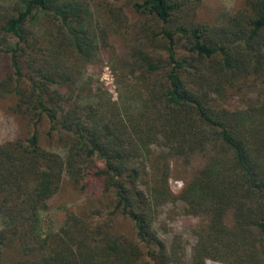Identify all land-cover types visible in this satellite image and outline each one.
I'll return each instance as SVG.
<instances>
[{
	"label": "trees",
	"instance_id": "trees-1",
	"mask_svg": "<svg viewBox=\"0 0 264 264\" xmlns=\"http://www.w3.org/2000/svg\"><path fill=\"white\" fill-rule=\"evenodd\" d=\"M125 2L137 46L114 101L83 80L109 35L77 0L0 8V98L15 96L12 113L29 122L0 143V264H183L181 238L167 245L153 228L174 202L203 219L190 264H264V0L215 26L198 20L201 0ZM109 13L120 27L123 10ZM256 86L244 106H227ZM195 154L209 156L174 194L171 161ZM65 177L85 208L46 230ZM117 216L133 237L113 230Z\"/></svg>",
	"mask_w": 264,
	"mask_h": 264
},
{
	"label": "rangeland",
	"instance_id": "rangeland-1",
	"mask_svg": "<svg viewBox=\"0 0 264 264\" xmlns=\"http://www.w3.org/2000/svg\"><path fill=\"white\" fill-rule=\"evenodd\" d=\"M84 6L90 23L93 28L99 32H108V50L103 52L102 58L94 60L93 65L89 64L83 71L84 82L91 85L93 89L100 88L105 90V97H110L113 101L117 98L116 82L121 80L120 68L122 62L126 61L129 51L137 46L134 43L135 33L132 26L137 22L136 16L130 13L128 6L123 4V0H77ZM245 0H201L197 9V17L200 22L207 23L211 26L222 25L229 16H233ZM14 0H0V8H8ZM122 9L124 17L122 25L115 27L111 20L110 9ZM128 16V20L126 19ZM39 27L44 26L42 19L39 20ZM114 51L112 52V50ZM132 77L129 76L127 84H131ZM135 82L132 81V84ZM123 88V85H122ZM259 87H248L241 94L236 95L234 99L227 103L228 107H242L250 98L258 93ZM102 93V92H101ZM104 95V94H103ZM102 95V96H103ZM16 97L8 95L0 98V143L12 141L18 137L27 135L29 122L20 118L11 111ZM47 130L46 124L40 128L41 145L48 147V141L45 136ZM53 150V148H52ZM59 152V149L54 148ZM209 154H195L188 163L184 165L181 160L171 161V175L169 185L174 194H178L186 181L197 172L204 164V157ZM101 165L100 162L98 163ZM54 206L43 216V225L46 230L55 231L63 222L65 214L72 212L81 213L86 205V197L77 191L65 177L61 188L59 189ZM226 222H231V214L226 216ZM203 223L200 217L189 216L185 213V205L182 202L168 203L158 210V215L153 223V228L160 239L167 245L170 244L174 236L181 238L185 250L183 264H190V255L196 241L194 232L198 226ZM113 230L120 235L133 237L131 223L121 216H117L113 222ZM208 264H220L209 262Z\"/></svg>",
	"mask_w": 264,
	"mask_h": 264
}]
</instances>
